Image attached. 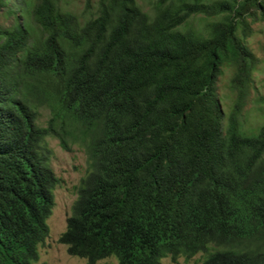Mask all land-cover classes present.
Returning <instances> with one entry per match:
<instances>
[{"label":"trees","instance_id":"16d2710c","mask_svg":"<svg viewBox=\"0 0 264 264\" xmlns=\"http://www.w3.org/2000/svg\"><path fill=\"white\" fill-rule=\"evenodd\" d=\"M96 2L0 0V264H36L59 182L44 140L67 149L71 131L89 171L59 237L69 254L264 264V124L240 130L264 0Z\"/></svg>","mask_w":264,"mask_h":264},{"label":"rangeland","instance_id":"374dc122","mask_svg":"<svg viewBox=\"0 0 264 264\" xmlns=\"http://www.w3.org/2000/svg\"><path fill=\"white\" fill-rule=\"evenodd\" d=\"M71 7L77 13L85 12L88 3L95 7L96 0H68ZM140 2V0H138ZM146 6V5H145ZM91 9V8H90ZM193 17L191 21L195 27H199L203 20ZM252 30L246 37L249 50L255 55L257 61L253 70V81L249 89V95L243 108L240 130L247 134L255 133L264 124L262 105L264 98V26L261 22L251 24ZM232 70L224 68L218 77L217 91L221 96V103L227 113L232 105L234 93L229 90V79ZM51 113L47 107L39 108L38 124L45 126ZM68 148H63L60 140L55 136H46L44 140L48 152V163L59 182L53 188V206L47 219L49 234L39 246V258L36 264H89L84 258L70 255L66 244L59 241L61 233L66 228V221L72 212L73 204L77 198L78 187L81 179L89 171V158L87 141H83L78 133L71 131L66 136ZM203 255L196 253L186 259L179 256L176 261L170 256L163 257L159 264H201ZM115 261L114 257H106L91 264H106Z\"/></svg>","mask_w":264,"mask_h":264},{"label":"clouds","instance_id":"9594fccd","mask_svg":"<svg viewBox=\"0 0 264 264\" xmlns=\"http://www.w3.org/2000/svg\"><path fill=\"white\" fill-rule=\"evenodd\" d=\"M71 255V254H70ZM75 256V255H74ZM166 256H170L171 258H172V260H174V258L171 256V255H165V256H162L161 258H160V260H159V263H160V261H161V259L163 258V257H166ZM78 257V256H77ZM86 260V259H85ZM176 260H177V258H176ZM176 260H174V261H176ZM158 263V264H159Z\"/></svg>","mask_w":264,"mask_h":264}]
</instances>
